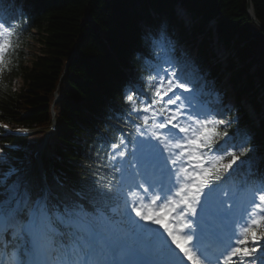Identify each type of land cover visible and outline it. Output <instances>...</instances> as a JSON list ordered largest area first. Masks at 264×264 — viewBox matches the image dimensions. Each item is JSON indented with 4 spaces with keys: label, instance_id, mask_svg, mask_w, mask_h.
I'll list each match as a JSON object with an SVG mask.
<instances>
[{
    "label": "snow or ice",
    "instance_id": "6c2138e0",
    "mask_svg": "<svg viewBox=\"0 0 264 264\" xmlns=\"http://www.w3.org/2000/svg\"><path fill=\"white\" fill-rule=\"evenodd\" d=\"M8 23L0 17V70ZM166 62L121 85L112 119L126 118L135 134L120 129L111 144L112 179L75 187L57 178L54 193L25 169L0 170V237L12 241V264H264V191L242 206L224 187L241 157L254 159L264 144L247 130L236 140L243 126L227 93L213 84V99L194 105L198 81ZM206 230L223 245L216 255L203 244Z\"/></svg>",
    "mask_w": 264,
    "mask_h": 264
},
{
    "label": "trees",
    "instance_id": "16d2710c",
    "mask_svg": "<svg viewBox=\"0 0 264 264\" xmlns=\"http://www.w3.org/2000/svg\"><path fill=\"white\" fill-rule=\"evenodd\" d=\"M139 1L142 7L136 10ZM179 1L198 19L192 33L175 13ZM252 2L264 24V0ZM150 9L168 19L169 32L180 42L192 38L198 43L196 63L204 72L209 69L208 84L214 79L222 89V69L230 72L241 135L247 130L255 134L257 143L264 144V115L257 126L241 103L249 98L259 112L264 105V93L263 98L258 97L264 92V30L250 18L248 0H24L22 18L0 70V121L14 126L47 123L55 109L59 125L52 152L56 155L46 157V162L65 184L79 187L84 180L104 177L96 138L116 121L112 111L119 104L125 79L142 78L153 57L152 39L158 36V23ZM215 15L220 16V41L235 51L226 66L217 58V63L212 61L216 54L206 25ZM142 19L153 24V30H143ZM200 34L203 38L198 42ZM146 35L151 36L147 47L143 45ZM34 38L42 44L43 54L29 63L26 47ZM255 61L258 66L252 72ZM19 78L21 85L16 88ZM40 139L42 135L9 138L0 129V149L6 159H11L12 151L3 146L4 140L31 145ZM252 176L264 180V162L258 163ZM53 186L59 191L56 183Z\"/></svg>",
    "mask_w": 264,
    "mask_h": 264
},
{
    "label": "rangeland",
    "instance_id": "374dc122",
    "mask_svg": "<svg viewBox=\"0 0 264 264\" xmlns=\"http://www.w3.org/2000/svg\"><path fill=\"white\" fill-rule=\"evenodd\" d=\"M3 4V0H0V5ZM11 4V2H10ZM186 21H188V18L186 19ZM191 23V22H189ZM214 35H215V30H214ZM215 49L218 53V56L220 57V59L222 60V62L225 64L226 63V55L227 52L224 50V48L218 44L217 42L214 43ZM41 43L37 40V39H32L30 40L28 46H27V60L30 62L32 60H34L36 58L37 55L40 54L41 52ZM180 49H181V53L183 54L185 60L181 63V65H179V68L183 67L184 70L188 71V69H192L194 71V74L198 77V86L200 87H204L205 85V80L203 78L202 75H200V73L198 72V70L196 69V67L193 64V59H192V54H193V48H191V45H187V44H181L179 45ZM173 48H177L176 46H173ZM174 62H176V60H174ZM187 68V69H186ZM20 79L17 81L16 83V87L20 86ZM224 82H225V89L228 92V101H230L232 104H234L235 102V98H234V90L232 89V87L229 84L228 81V74H225L224 77ZM212 90V89H211ZM210 90V91H211ZM209 91V92H210ZM217 93H213L212 98L216 95ZM221 94V93H220ZM222 95V94H221ZM243 103L249 104V101L247 99L242 100ZM252 116L255 120V122H257L260 118V115L262 113H264V109L262 110V113H257L254 112L253 110H251ZM243 163H245L246 165L249 166L250 164V160L248 159L247 161H243Z\"/></svg>",
    "mask_w": 264,
    "mask_h": 264
},
{
    "label": "water",
    "instance_id": "95a60500",
    "mask_svg": "<svg viewBox=\"0 0 264 264\" xmlns=\"http://www.w3.org/2000/svg\"><path fill=\"white\" fill-rule=\"evenodd\" d=\"M250 6H252V2L251 0H248V8H250ZM250 17L257 22L260 26H262V28L264 29V25L262 24V22L256 17L255 11H254V6H253V13H250Z\"/></svg>",
    "mask_w": 264,
    "mask_h": 264
}]
</instances>
